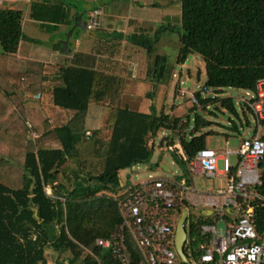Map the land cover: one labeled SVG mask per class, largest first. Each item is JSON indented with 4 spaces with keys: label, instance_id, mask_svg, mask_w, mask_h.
I'll list each match as a JSON object with an SVG mask.
<instances>
[{
    "label": "trees",
    "instance_id": "16d2710c",
    "mask_svg": "<svg viewBox=\"0 0 264 264\" xmlns=\"http://www.w3.org/2000/svg\"><path fill=\"white\" fill-rule=\"evenodd\" d=\"M31 16L49 24L68 19L62 8L54 11L53 6L44 4L31 10ZM21 20L19 10L0 9V74L3 67L15 64L9 56L16 54L23 36ZM163 29L158 33L166 31ZM180 29L176 63L181 65L189 56H200L205 87L215 94L226 88L254 92L256 82L264 79V0H180ZM130 40L145 49L151 59L145 76L167 83L173 68L153 46L157 35L153 42L143 33L132 34ZM15 67L17 74L9 79L12 89L4 84L8 79H0V97L21 98L24 105H30L29 97L41 92L50 77L43 74L39 63L19 61ZM199 76L200 71L197 79ZM50 79L54 81L49 90L52 104L72 112L64 124L52 127L39 105L29 110L10 109V122L0 123V165L17 160L21 147L25 150L19 163V184L11 186L0 181V264H48L46 249L57 255L55 264H119L109 250L95 245L96 239L109 238L120 223L114 201L121 189L119 172L149 162L153 140L161 130L169 133L165 145L178 144L189 161L206 148V136L213 132L197 133L212 123L201 115H195L191 124L188 115L176 118L162 112L130 110L122 105L123 78L72 61L60 66ZM194 97L198 106L193 104L192 110L199 107L202 114L208 104L218 100ZM219 101L221 107L237 116L231 98ZM91 104L109 109L104 120L109 131L107 140L99 131L86 127ZM244 122L249 125L247 119ZM231 128L237 132L234 124ZM28 133L35 135L33 141L27 139ZM47 138L56 147L45 144ZM173 157L188 175V164ZM46 186L63 201L48 197ZM254 191L264 199V164L261 184ZM250 207L252 222L261 233L264 203L251 200ZM200 223L189 216L188 236L195 235L199 243L207 244V239L199 237ZM190 244L194 243L189 239L185 251ZM130 250L136 263L137 255Z\"/></svg>",
    "mask_w": 264,
    "mask_h": 264
},
{
    "label": "built area",
    "instance_id": "2783aa9c",
    "mask_svg": "<svg viewBox=\"0 0 264 264\" xmlns=\"http://www.w3.org/2000/svg\"><path fill=\"white\" fill-rule=\"evenodd\" d=\"M98 15L97 11L89 15L86 22L88 31L98 27ZM203 91L212 92L207 87ZM249 96L250 99L242 100V104L254 119L251 136L242 138L236 150L219 154L205 148L189 161L178 144L168 146L167 150L177 160L188 164L190 182L149 177L126 192L118 193L114 201L120 223L109 238L96 239L95 245L109 250L119 264H264V230L261 233L256 231L250 207L251 200L264 203V199L254 191V187L261 184L264 164V139L260 135L261 125H264V79L256 82L255 91L249 92ZM190 97L197 105L195 97ZM229 156H235V165L230 164ZM219 160L222 161L220 175L226 176V190L200 195L193 187L191 174L214 178ZM44 191L48 197L63 201L53 195L54 190L49 186ZM195 207L201 217L196 220L201 221L199 237L207 239V244L199 243L196 252L188 248L187 254L184 249L189 245V216L192 215L190 211H196ZM183 212H186L183 225L186 263L177 255L174 244L175 226ZM213 216L224 224L223 230H218L216 224L210 222ZM174 217L175 222L172 221ZM130 248L137 255L136 263L131 258ZM85 251L89 252L88 249Z\"/></svg>",
    "mask_w": 264,
    "mask_h": 264
},
{
    "label": "rangeland",
    "instance_id": "374dc122",
    "mask_svg": "<svg viewBox=\"0 0 264 264\" xmlns=\"http://www.w3.org/2000/svg\"><path fill=\"white\" fill-rule=\"evenodd\" d=\"M7 1V0H6ZM21 1V0H20ZM71 6H75V3L78 0H69ZM118 0L117 6L113 10L111 7L112 4L103 5L97 3V5L103 10V14L99 16V19L107 20L113 25L112 30H121L119 29V23L115 19L105 18V14H113L115 18L127 17L128 19L143 21L138 26L141 27V31L144 35L148 36L153 42L155 35L158 37L157 42H153L154 48H156L157 53L164 55L167 59L168 66L173 68L171 79L165 83H157L151 78H147L146 72L150 64L151 59L147 58V53L145 49L133 44L130 40L131 32L122 35L121 37L125 40L124 45L127 50H123L119 60V64L123 67L119 69L120 73H115L114 75L122 76L125 80L123 93H122V105L128 107L130 110L149 113L154 112L155 114L165 113L172 117L184 118L187 115L190 118V123H193L195 115H201L205 120L210 121L212 124L208 127L202 128L197 136L201 134H207L212 131V134H208L205 140V146L207 149L213 150L219 154L227 150H236L241 144V137L246 135L251 136L253 129L255 127L254 119L251 113L247 112L245 107H243L242 100H249V92L234 89L226 88L220 94H215L211 89V93H205L203 91L205 87V73H204V64L200 56L192 55L189 56L187 61L184 64H177L176 59L178 55V39L179 35L182 33L180 29V0H173L174 6L171 11L170 8L164 6L165 0H155L159 5L157 8H152L140 2L142 7L134 6L132 0ZM87 8L91 7L90 2H87ZM77 6V5H76ZM123 7V9H122ZM107 9V11H105ZM166 28V31L162 32ZM70 31V30H68ZM68 31L65 33L68 34ZM142 34V33H140ZM25 35L34 38L38 43L30 44L34 49L35 53L42 51L44 53L50 50V47L57 42L58 37L52 36L47 31H43L39 26L30 25L25 29ZM64 35H61L60 38H63ZM97 37H100L98 33L89 35L88 33L76 28L71 34L70 39V48L74 47V43H78V47H75L79 52H89L95 44H98L100 48H105L106 45L103 43L97 42ZM62 39L59 40V42ZM91 48V49H90ZM41 52L38 54V56ZM155 55V54H154ZM128 57V59H125ZM68 65L71 60H68ZM110 67V65H108ZM200 71L199 79H197V72ZM121 73L129 74L128 77ZM50 78L54 74H45ZM50 81L49 87L53 85L54 81ZM190 83V87L187 86V83ZM177 89H175L176 85ZM50 90V89H49ZM48 90V91H49ZM190 95L199 96L202 99H210L217 97L216 102H212L207 105L206 113L202 114L200 108L192 110L193 101ZM4 97V96H2ZM231 98L233 101L234 109L237 113V116L230 113L225 108L221 107L220 99ZM89 109L97 111V114L94 113L93 117L96 118V125L92 128H89V131L95 128L99 131L104 140H107L109 137V131L104 127V120L108 114V107L101 105L91 104ZM10 110V109H9ZM13 110V109H11ZM15 110V109H14ZM64 116L70 115L72 112L68 110H62ZM211 112V113H210ZM245 113V114H244ZM97 115V116H96ZM90 119V115L88 114ZM245 119H247L249 125H245ZM54 124L60 125L65 121L58 119H53ZM233 124L237 128V132L232 130L231 126ZM191 126V125H190ZM167 131L161 130L158 132L154 142V149L152 156L149 162H139L132 165L130 168L122 170L119 172V184H120V193L126 192L131 186H136L143 181L147 180L149 177L155 179H164L169 181L180 180V181H189L190 177H187L186 172L179 164L176 162L172 153L167 150L165 142L163 147H160V142L163 137L168 136ZM260 135L264 137V125H261ZM35 135L33 133L27 134V139H34L31 137ZM151 143V142H150ZM21 154L17 160L12 159L8 163L5 162L0 165V181L9 184L17 185L19 184L18 178L21 176V169L19 163L22 159V153H24V147H21ZM230 164H236L235 156H229ZM162 166H167L170 170H166ZM217 172L222 170V161H217ZM191 182L195 190L201 195L213 194L215 191L223 189L226 190V176L215 174L214 178H207L203 175H192ZM109 193V192H108ZM110 195H113L109 193ZM194 205V203H192ZM190 206V202H188ZM195 210L190 211V213L195 216L196 220L200 219V212ZM176 217L172 219L175 222ZM210 222L216 224L218 230L224 229V224L220 221L215 220V216L210 218ZM193 240L194 244H190L188 248L196 252L199 247V241L197 236L188 237V240ZM188 245V244H187ZM188 254V251H187ZM46 259L48 264H55L57 255L50 249H46ZM62 264H66L63 262ZM200 264V263H198Z\"/></svg>",
    "mask_w": 264,
    "mask_h": 264
},
{
    "label": "crops",
    "instance_id": "0c3cea01",
    "mask_svg": "<svg viewBox=\"0 0 264 264\" xmlns=\"http://www.w3.org/2000/svg\"><path fill=\"white\" fill-rule=\"evenodd\" d=\"M1 1H2V9L19 10L22 13L21 29L23 36L19 41L16 54L9 56L12 59H14L15 64L13 65V67L11 66L3 67L2 68L3 75L0 74L1 80L8 79V80H4V84L5 85L7 84V86L9 87L11 86V89H12V85H10L9 81L16 76L17 70L15 66L16 65L18 66L19 61H24L26 63L28 62L39 63L43 66V74H50V75L55 74L60 66L65 64L67 65V63L69 62L68 60H71L72 62L76 63L79 66L93 67L97 70L105 71L112 75H114V72L120 73L119 69L123 67L122 65L119 64V60L122 54L121 52L123 50H127V48L124 45L125 40L121 36L131 31H133L131 32V35L143 33L140 32L141 27H139L138 29V26L140 23H144V22L143 21L140 22L138 21V19L132 20V19H128L126 16L125 17L122 16L121 18H115L113 14H105L106 15L105 18L111 20L115 19L119 23V29L121 30H116V31L112 30L113 25H111L109 21L107 20L102 21L101 19H99V16L103 14V10L97 5V3L98 4L101 3L104 6L107 4L109 5L112 4L113 6L111 8L114 10L117 6L118 0H78V2L77 1L73 2L75 3V6L69 5L70 4L69 0H21V1L1 0ZM132 1H133V5L138 7L139 6L142 7L140 2L141 3L144 2L145 4H147L152 8H157L159 5L155 0H132ZM87 2H90L91 7L87 8L86 5ZM126 2L129 1L126 0ZM42 4L46 6H53L54 11L60 10V8H62L68 13V19L66 20L65 23H59V24L57 23L49 24V23L41 22L39 20H35L31 16V10L38 9V7L41 6ZM164 6L170 8L172 11L174 6L173 0H165ZM94 11L99 12L98 15L99 25L96 29L86 33L93 36H95V34L98 33L100 37H97V42L98 43L101 42L105 44L106 47L100 48L98 44H95L92 47V49L90 48L91 50H88L89 52H79L75 48L78 47V43L75 42L74 47L70 48V39H68V43H67L68 50L62 48L61 43L64 40H66L67 37L65 33L68 30H71V34H72L74 29H76L74 25L76 18L80 16L82 21L87 22L89 19V15L92 14ZM105 11H107V9ZM40 13L41 12L37 13V15L39 16ZM30 25H35V26L37 25L41 30L47 31L51 35H54L51 37V39L54 37H58L57 42L54 43L52 47H50V50L48 52L44 53L42 51H38L35 53L34 49L30 46V44L38 43V41H36L34 38L25 35V29ZM61 35H64V37L60 38ZM70 37L71 35L69 36V38ZM60 39L62 40L59 42ZM61 51H63L64 53H62ZM40 52L41 54L38 56ZM125 59H128V57H126ZM108 65H110V67ZM121 74L125 75L126 77L129 76V74L127 73H121ZM119 77L123 78L122 76ZM49 84L50 81L46 82L44 84V89H42L41 92L37 93L36 95H31L30 97L28 96L29 99L31 100L30 105H24L21 98L19 101H17L16 98L12 96H10L9 99L8 98L4 99L0 97V123L10 122L9 117L12 114L9 109L16 110V107H21L22 109L29 110L31 106H36V105L40 106L44 114L50 120L52 127L62 125V124L60 125L54 124L52 122L53 119L60 118L61 120H64L66 122L71 117L72 113L70 115L64 116V113H62L63 111L58 110V107H55L52 104L51 95L48 91L49 89L52 88V86L49 87ZM89 107L86 116V127L92 128L93 126L96 125V118L93 117V114L94 113L97 114V111H94L93 109L91 110L89 109ZM88 114L90 115V119L88 117ZM92 130H95V128H93ZM242 138L244 137H241L240 140ZM44 143L45 144L50 143L51 145L56 147V143L51 138L45 139ZM162 167L168 171L170 170V168L167 166H162ZM220 173L221 172H217L218 175H220Z\"/></svg>",
    "mask_w": 264,
    "mask_h": 264
},
{
    "label": "water",
    "instance_id": "95a60500",
    "mask_svg": "<svg viewBox=\"0 0 264 264\" xmlns=\"http://www.w3.org/2000/svg\"><path fill=\"white\" fill-rule=\"evenodd\" d=\"M75 28H78L84 32H89L87 29H86V22L82 21L81 17L78 16L75 20ZM71 35V30L68 32L67 34V37H66V40H64L61 44H62V48H65L66 50H68L67 48V43H68V39H69V36ZM62 53H64L63 51H61ZM186 63H188V61H186ZM187 86L190 87V83L188 82L187 83ZM248 136H244V138H247ZM167 140V136L164 137L161 142H160V147H163V144L164 142ZM183 214L184 217H183ZM185 218H186V212H183L180 219L178 220V222L176 223V226H175V250H176V253L177 255L179 256V258L184 262L186 263V259H185V256H184V251H183V246H184V242H185V238H186V235H185V231H184V221H185ZM180 235H182V240L179 241V238H180Z\"/></svg>",
    "mask_w": 264,
    "mask_h": 264
},
{
    "label": "bare ground",
    "instance_id": "6f19581e",
    "mask_svg": "<svg viewBox=\"0 0 264 264\" xmlns=\"http://www.w3.org/2000/svg\"><path fill=\"white\" fill-rule=\"evenodd\" d=\"M184 215H185V214H183V217H184ZM181 240H182V235H180V238H179V241H181Z\"/></svg>",
    "mask_w": 264,
    "mask_h": 264
}]
</instances>
